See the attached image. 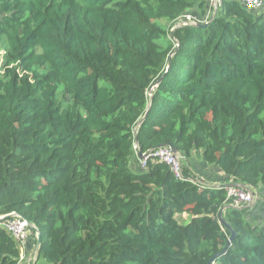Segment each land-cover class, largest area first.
<instances>
[{
    "label": "trees",
    "instance_id": "1",
    "mask_svg": "<svg viewBox=\"0 0 264 264\" xmlns=\"http://www.w3.org/2000/svg\"><path fill=\"white\" fill-rule=\"evenodd\" d=\"M209 3L0 0V216L40 230L39 259L264 264V213L186 162L264 188V8ZM21 258L0 222V264Z\"/></svg>",
    "mask_w": 264,
    "mask_h": 264
},
{
    "label": "built area",
    "instance_id": "2",
    "mask_svg": "<svg viewBox=\"0 0 264 264\" xmlns=\"http://www.w3.org/2000/svg\"><path fill=\"white\" fill-rule=\"evenodd\" d=\"M244 7L250 10L260 11L264 8V0H237ZM214 10L218 8L221 0H210ZM187 18L191 20V16L187 15ZM154 157L166 164L170 165L177 177H182V163L180 157H178L173 149L169 146H163L158 148L153 153ZM147 158V157H146ZM146 158L140 159L141 167L146 166ZM199 182V181H198ZM253 196L248 190L240 187L228 188V199L230 204L240 206L241 204L251 203L254 200ZM0 222L20 241L21 247L25 248L27 241L30 240L32 230L28 226L27 222L22 218L20 214L14 213L11 217L0 216ZM36 238V235H34Z\"/></svg>",
    "mask_w": 264,
    "mask_h": 264
},
{
    "label": "crops",
    "instance_id": "3",
    "mask_svg": "<svg viewBox=\"0 0 264 264\" xmlns=\"http://www.w3.org/2000/svg\"><path fill=\"white\" fill-rule=\"evenodd\" d=\"M199 151H195L189 158H186V162L188 166L192 169L195 178L197 181L213 186L222 185L227 182H231V179L228 178V176L224 175L221 171H219L218 167L212 166L206 163L205 167H202V172L205 173L203 176L199 174V169L194 163L193 157L197 154H200ZM179 157L183 158L181 155ZM133 168L135 170H138L140 168V161L139 158H136L132 161ZM253 207V214L255 216H259L264 213V188L257 190L255 193L254 200L252 201V204L250 205ZM256 206V207H255ZM36 246V238L32 237L29 241H27V244L25 248H22V258L20 261V264H36L37 261H35V258H32V252L34 251V248Z\"/></svg>",
    "mask_w": 264,
    "mask_h": 264
},
{
    "label": "water",
    "instance_id": "4",
    "mask_svg": "<svg viewBox=\"0 0 264 264\" xmlns=\"http://www.w3.org/2000/svg\"><path fill=\"white\" fill-rule=\"evenodd\" d=\"M164 146H169L173 149L174 153L179 157V152L177 150L176 147L172 146V145H164ZM163 147V146H162ZM138 156L140 159H144L146 157H149L150 156V153H143V152H139L138 153ZM223 185H225L226 188H230V187H240V188H244L246 190H248L250 193H252V195L254 196L255 193L254 191L249 187L247 186L245 183H242V182H227V183H224ZM28 224V226L31 228V229H34L35 232H36V246L34 248V251L32 252V258H35V261H37L41 255V244H42V237H41V233H40V230L28 219L22 217ZM224 221V220H223ZM226 223V222H224ZM233 235L231 236L230 240L231 241L233 238H234V231H232ZM215 257H213L210 261H209V264H213L214 261H215Z\"/></svg>",
    "mask_w": 264,
    "mask_h": 264
},
{
    "label": "rangeland",
    "instance_id": "5",
    "mask_svg": "<svg viewBox=\"0 0 264 264\" xmlns=\"http://www.w3.org/2000/svg\"><path fill=\"white\" fill-rule=\"evenodd\" d=\"M209 2H210V0H209ZM211 3V2H210ZM210 3H209V5H210ZM212 4V3H211ZM211 6V5H210ZM213 9H214V7H213ZM213 9H212V11L211 10H209V12H208V14L209 15H211V14H213ZM188 15H190L191 16V20H201V21H204V20H206L207 18H208V16L209 15H202L201 14V11L200 10H198V9H195V10H193V11H190L189 13H188ZM199 153L200 154H197L196 156H194L193 157V160H194V163H195V165L197 166V168L199 169V174L201 175V176H203L205 173H203L202 172V167H205V165H206V162L204 161V159H203V155H202V152L201 151H199ZM180 160H182V158L180 157ZM219 169V171H221L220 170V168H218ZM252 204V202L251 203H246V204H244L243 203V205H251ZM256 207V206H255ZM187 216H181V218H186ZM32 237H34L33 235H32ZM36 264H49L46 260H44V259H40L39 261H37V263Z\"/></svg>",
    "mask_w": 264,
    "mask_h": 264
}]
</instances>
